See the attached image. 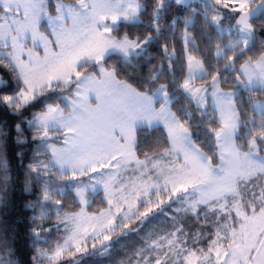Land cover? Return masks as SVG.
I'll list each match as a JSON object with an SVG mask.
<instances>
[{
  "label": "snow or ice",
  "instance_id": "6c2138e0",
  "mask_svg": "<svg viewBox=\"0 0 264 264\" xmlns=\"http://www.w3.org/2000/svg\"><path fill=\"white\" fill-rule=\"evenodd\" d=\"M0 264H264V0H0Z\"/></svg>",
  "mask_w": 264,
  "mask_h": 264
}]
</instances>
